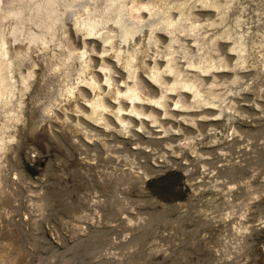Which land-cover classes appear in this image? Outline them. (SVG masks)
<instances>
[{"label":"rangeland","instance_id":"374dc122","mask_svg":"<svg viewBox=\"0 0 264 264\" xmlns=\"http://www.w3.org/2000/svg\"><path fill=\"white\" fill-rule=\"evenodd\" d=\"M43 58L2 173L15 201L0 204V240L26 249L24 264H264V98L248 90L253 70L240 80L241 115L185 133L180 116H166L168 133L150 123L140 137L106 132L107 150L98 140L78 150L52 120L68 152L45 131L63 82ZM185 136L199 142L198 158L182 147ZM163 151L173 162L156 165ZM137 161L162 171L142 183Z\"/></svg>","mask_w":264,"mask_h":264},{"label":"bare ground","instance_id":"6f19581e","mask_svg":"<svg viewBox=\"0 0 264 264\" xmlns=\"http://www.w3.org/2000/svg\"><path fill=\"white\" fill-rule=\"evenodd\" d=\"M38 57L63 82V99L57 108L46 106L44 127L65 151L52 120L78 150L88 140L107 150L109 133L139 136L148 123L168 133L166 116H180L184 126L176 130L185 133L205 120L244 113L236 97L247 92L240 80L250 70L248 90L264 98V0H0V204L15 201L2 173ZM182 147L202 154L192 136ZM153 158L156 165L173 162L165 151ZM136 164L142 183L162 171ZM11 247L0 240V264H24L26 249Z\"/></svg>","mask_w":264,"mask_h":264}]
</instances>
